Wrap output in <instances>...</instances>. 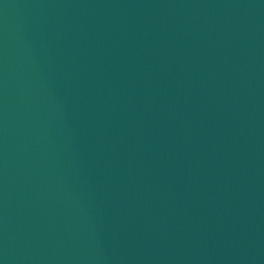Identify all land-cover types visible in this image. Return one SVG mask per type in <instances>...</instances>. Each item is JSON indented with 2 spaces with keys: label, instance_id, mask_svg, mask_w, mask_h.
Wrapping results in <instances>:
<instances>
[{
  "label": "water",
  "instance_id": "1",
  "mask_svg": "<svg viewBox=\"0 0 264 264\" xmlns=\"http://www.w3.org/2000/svg\"><path fill=\"white\" fill-rule=\"evenodd\" d=\"M0 264H264V0H0Z\"/></svg>",
  "mask_w": 264,
  "mask_h": 264
}]
</instances>
